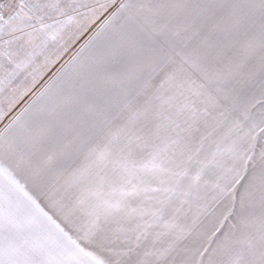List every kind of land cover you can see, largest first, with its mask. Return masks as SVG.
Segmentation results:
<instances>
[{
  "label": "snow or ice",
  "instance_id": "snow-or-ice-1",
  "mask_svg": "<svg viewBox=\"0 0 264 264\" xmlns=\"http://www.w3.org/2000/svg\"><path fill=\"white\" fill-rule=\"evenodd\" d=\"M0 264H264V0H0Z\"/></svg>",
  "mask_w": 264,
  "mask_h": 264
}]
</instances>
